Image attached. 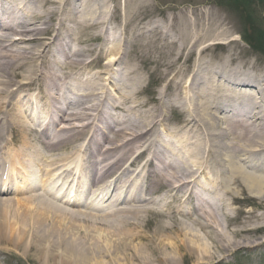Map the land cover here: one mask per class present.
<instances>
[{
	"label": "bare ground",
	"instance_id": "obj_1",
	"mask_svg": "<svg viewBox=\"0 0 264 264\" xmlns=\"http://www.w3.org/2000/svg\"><path fill=\"white\" fill-rule=\"evenodd\" d=\"M196 12H189L195 18L186 10H174L164 24L153 23L149 37L147 31L142 34L141 43L154 46L160 53L159 86L151 117L141 118L139 126L133 127L119 123L118 127L104 129L98 124L93 134L101 133L102 137L95 136L86 144L79 139L87 135L94 122L104 121L97 117H104L107 109L104 100L98 99L95 81L77 79L78 71L89 63L80 46L85 18L81 23L78 0H0V177L9 161L25 172L41 167L44 186L58 170H64L66 178L73 177V168H65L66 163L77 161L81 152L89 151L95 166L89 179L96 192L113 177L124 180V186L131 177L135 181L131 198L120 203L122 207L82 219L85 224L92 221L85 232L77 230L81 227L78 223L76 226L77 213L68 212L70 219L62 222L61 210L36 194L20 202L26 206L33 203V239L38 255L49 253L46 249L51 247L52 255L60 258L58 264H113L109 259L118 264H148L153 259L145 249L156 255L159 263L171 262L181 251V241H188L190 249L202 258L213 256L207 239L219 246L221 253L255 243L253 237L264 227L260 223L262 215L231 228L230 233L218 213L225 211L226 223L231 221L235 210L229 200L236 201L246 190L264 202V62L255 66L233 55L230 45L235 41L234 33L218 22L210 24ZM156 32L159 43L154 42ZM217 40H221L218 42L225 46L226 53L213 57L210 50ZM109 68V63L103 64V72ZM127 76L131 84L121 82L117 87L123 91V102L118 100L117 106L128 102V96L142 82L141 74ZM96 99L99 102L94 104ZM32 100L39 105L43 101V105ZM37 122L41 129L32 128ZM141 157L146 159L143 178L142 169L136 173L132 168ZM198 174L207 176L205 182L195 183ZM35 181L30 183L38 188ZM77 181L84 184L88 180L77 173ZM16 183L12 176L5 183L0 180V185L13 190L12 194L23 192ZM121 187H114L111 197ZM163 189L159 200H136L146 191L154 195ZM96 199L92 200L94 209L99 208ZM187 200L193 207L184 210L180 205ZM3 202L9 200L0 199ZM156 202L161 211L150 206ZM154 213L167 221L187 217L195 230L189 222L183 223L187 231L180 239L181 231L173 235V225L166 221L159 226L171 234L166 239L156 238L138 222ZM97 223L106 224L105 228L98 230ZM212 231L218 238L211 237ZM45 240L50 246L44 245ZM83 242H89L91 258ZM58 247L63 256L52 252ZM54 261L53 256L51 263Z\"/></svg>",
	"mask_w": 264,
	"mask_h": 264
},
{
	"label": "rangeland",
	"instance_id": "obj_2",
	"mask_svg": "<svg viewBox=\"0 0 264 264\" xmlns=\"http://www.w3.org/2000/svg\"><path fill=\"white\" fill-rule=\"evenodd\" d=\"M235 4L237 8L234 7ZM248 5L249 3L246 0H78L79 19L81 23H83L82 20L85 18L82 32L79 34L80 46L84 50L85 57L89 59V63L86 64L87 66L83 70L78 71L77 79H93L97 88L96 92L100 94L98 95V99L104 100V106L107 109L105 116H100V119H104V121H100L97 124L94 122L96 124L94 125L95 130H97L98 124L104 129H108L109 125L118 127L119 123H126L125 126L130 127L135 125L139 126L141 118H147L149 115L151 117L154 113V99L159 86L157 73L160 69V64L157 62V59L160 58V53L154 46H145L142 44L141 42L143 41L141 38L145 31H147L146 36L149 37L153 23L164 24L168 14L174 10H186L190 17L195 18L194 13L197 10H205L204 12H196V14L198 16L202 14V18L209 21L210 24L218 22V24H222L230 32L234 33L233 39L235 41L230 45L233 55L238 56L240 60L249 61L255 66L264 62V47L259 51L254 50L251 44L252 47L247 44L248 39L245 34L246 29H249V36L252 35L254 25L248 20L250 18L249 16L258 19L259 24L264 25V8L253 6L249 10ZM66 6L65 4L64 11L66 10ZM255 10H257V16L253 14ZM250 12L252 13L250 14ZM212 18L215 19L212 20ZM143 26L146 27L144 31L142 30ZM215 28L216 26L213 27V29ZM216 32L214 31L213 33L217 35ZM218 41L221 40L215 41L217 42L216 46H213L210 50V54L213 57H220L226 53L225 46ZM154 42L159 43L157 42V32L155 33ZM108 51L109 53H107ZM105 63H109L110 68L109 71L103 72L104 69L102 68ZM192 65L193 63L190 61L188 66L191 68ZM133 67L135 71H133ZM122 68L125 69L122 71ZM130 71L135 73L130 74ZM83 72L85 74L81 76ZM118 73L121 74L116 76ZM140 74L142 75V82L137 85L136 91L128 96L130 100L124 102L121 106H117V103H119L118 100L123 99L121 98L123 91H119L117 87L119 85L122 86L123 83L121 82L130 86L131 81L127 75L137 77ZM135 79L137 80L138 78ZM116 80L120 82L116 83ZM124 89L128 90L129 88ZM69 96L71 97V93H69ZM98 99L93 101L94 104L99 102ZM40 105H43V101ZM98 107L94 108V113ZM99 134L100 136L102 135L101 133ZM83 139L84 137H81L79 142ZM88 157L89 153L85 154L84 159L80 163V169L84 171H89L90 169V162L87 161ZM142 160L143 158L141 157L138 162L140 163ZM206 177L203 174L197 175L195 183L205 182ZM117 183L121 184L120 179ZM161 193L163 191H159L154 195H148L146 191L142 195L144 198L157 200L160 199ZM34 194L18 193L12 196L6 195L2 197L5 199L9 198L6 199L9 202L0 203V264H52L53 256L55 259L54 264H58L60 258H57V255H52L51 247L50 249H46L49 253L37 254L38 250H36L35 240L33 239L35 237L33 203L28 202L27 206L26 204H19ZM38 197L43 198L42 196ZM35 201L38 203L39 200ZM112 205L114 206L115 204ZM229 206L235 210L231 221L226 223L225 211L219 212L218 215L221 216L223 225H228L227 230L230 233H232L231 228L241 225V223L247 220H253L257 215H262L260 223L264 224V202L248 190L245 193H240L236 201L229 200ZM152 207L156 211L162 210L157 202L152 204ZM180 207L188 210V208L191 209L193 206L190 204V200H187ZM203 208L207 209V206L205 205ZM56 209L62 211V213L60 211V214H64V216L60 215L61 220L70 219L67 216L68 212L77 213L76 215L79 218H77L76 226L77 223L81 225L77 229L79 231L81 230L80 232H85V226L92 224V221L86 222L85 224V221L82 220L84 217H90L88 213L90 210L87 207L62 208L57 205ZM64 211L67 212L65 213ZM212 211H215V209H211ZM118 217L119 221H122L123 217ZM166 221L167 219L165 217L157 213L138 220L149 235L163 239L168 238L171 234L161 230L160 224L163 222L166 223ZM113 222H115V218ZM179 222H181V225ZM186 222L192 225L191 220L187 217H181V221H173L171 218V221H167V224H171L170 226L173 225V235H177L179 234L178 231H181L180 239H182L183 234L187 231V229H184L185 224L183 227V223ZM97 225H99L97 229L101 231L105 228L106 224L97 223ZM134 226H137V224H134ZM193 226L191 230H195V226L194 228ZM202 231L201 233H203ZM224 232L226 233L225 230ZM257 232L253 237L255 243H250L253 244L252 246H236L228 252L224 251L222 253L220 252L219 246L214 245L211 239H207L210 240L208 247L213 253L212 258H202L200 253L193 252L187 243L188 241H181V251L176 259H171V262L164 261L163 263H159L156 260L159 258L156 255L152 256L149 253L150 250L145 249L144 252L146 255L148 253V256L154 260L152 262L151 260L148 261V264H264V227ZM211 237L213 239L218 238L217 234L213 231ZM89 240L93 241L94 239L89 238ZM42 242L46 247L50 246L47 240ZM88 243L83 242L82 245L88 246ZM88 248L89 246L84 251L87 252L85 253L88 258H91ZM93 251L95 253V250H92L91 253ZM52 252H58V255L61 256L64 255L59 247L56 251L53 250ZM219 254H222L221 257H219ZM122 260L125 263V260ZM109 261L113 264H118L116 261L113 262L112 259H109ZM142 263L146 264L144 261ZM134 264L138 263L134 262Z\"/></svg>",
	"mask_w": 264,
	"mask_h": 264
},
{
	"label": "trees",
	"instance_id": "obj_3",
	"mask_svg": "<svg viewBox=\"0 0 264 264\" xmlns=\"http://www.w3.org/2000/svg\"><path fill=\"white\" fill-rule=\"evenodd\" d=\"M244 1V0H243ZM249 5V10L251 8H253V6L256 7H263L264 8V0H246ZM236 7V4L234 6ZM239 8V7H238ZM252 12H250L251 14ZM253 14H255L257 16V10H255L253 12ZM242 16V15H241ZM253 16V15H252ZM250 18H248V20L250 21V23H253V29H252V35H250V30L246 29L245 34L247 35V39H248V43L251 44L253 46V48H255L256 50H261L264 47V25L259 24L258 19L256 18H252L251 16H249Z\"/></svg>",
	"mask_w": 264,
	"mask_h": 264
}]
</instances>
